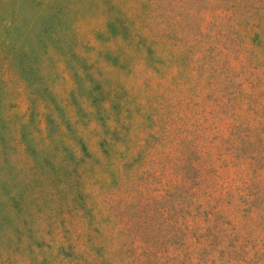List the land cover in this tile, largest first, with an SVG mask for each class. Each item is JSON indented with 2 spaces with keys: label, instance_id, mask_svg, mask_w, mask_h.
Here are the masks:
<instances>
[{
  "label": "rangeland",
  "instance_id": "374dc122",
  "mask_svg": "<svg viewBox=\"0 0 264 264\" xmlns=\"http://www.w3.org/2000/svg\"><path fill=\"white\" fill-rule=\"evenodd\" d=\"M0 264H264V0H0Z\"/></svg>",
  "mask_w": 264,
  "mask_h": 264
}]
</instances>
